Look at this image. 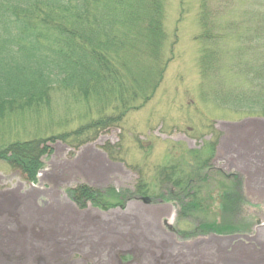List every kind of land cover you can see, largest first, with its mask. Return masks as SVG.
<instances>
[{"label":"rangeland","instance_id":"rangeland-1","mask_svg":"<svg viewBox=\"0 0 264 264\" xmlns=\"http://www.w3.org/2000/svg\"><path fill=\"white\" fill-rule=\"evenodd\" d=\"M165 15L166 72L150 101L137 102L140 108L126 113L120 127L101 134L92 144L74 150L76 143L58 142L53 145L54 152L43 159L44 171L50 168L45 179L53 173L56 182L62 184L61 190L85 184L99 190L112 187L124 191L141 184L146 190L143 196L158 199L153 205L131 200L124 208L117 207L115 199L104 207L106 211L90 205L86 209L77 207L82 212L95 210L103 219L93 225L95 236H101L100 248L88 252L87 257L78 254L75 259L82 264H264V207L258 206L264 201L250 199L238 220L245 223L242 228L253 233L246 238L232 236V243L220 239L215 244V236L209 244L208 240L189 239L171 230L175 226L191 234L204 221L223 223L220 195L222 186L229 187L231 182L223 174L221 159L228 165L229 155L219 157L213 165L214 174H208L212 178L202 191H207L212 202L203 214L186 213L178 219L174 202L159 198L174 189L160 186L158 181L160 169L189 164L192 151L204 149L208 156L210 143L218 136L221 139L223 123H237L234 134L246 145L258 148L262 143L264 131L259 137L256 133L264 129V117H246L228 110L216 101L215 91L231 86V66L238 59L257 58L255 54L241 53L246 46L240 40L245 29L264 27V0H166ZM206 48L210 49L211 67H204L202 62ZM100 107L92 99L73 97L56 88L50 92L49 104L41 109L0 118V151L14 143L74 132L102 117L103 112H113L110 106ZM110 145L114 147L113 157L103 149ZM86 149L97 154L83 158L81 168L95 179L81 172L68 175L70 162ZM0 174L7 177L6 182L13 178V184L22 180L4 161H0ZM61 195L67 198L64 192ZM15 258L2 255L0 264H20V257ZM27 258V264H45L46 259L34 254Z\"/></svg>","mask_w":264,"mask_h":264},{"label":"trees","instance_id":"trees-1","mask_svg":"<svg viewBox=\"0 0 264 264\" xmlns=\"http://www.w3.org/2000/svg\"><path fill=\"white\" fill-rule=\"evenodd\" d=\"M165 2L0 0V118L41 109L49 104L50 92L56 88L73 97L92 99L100 108L110 106L113 111L103 112L99 119L71 133L11 144L0 151V161L7 162L26 182L36 184L44 167L43 159L54 152L53 145L76 143L72 147L78 150L92 144L101 134L120 127L126 113L140 108L137 102L150 101L166 72ZM244 31L240 41L246 47L241 53L255 54L257 58L238 59L231 66V86L216 89L215 98L234 113L264 117V58L259 57L264 55V27ZM234 35L239 40L237 33ZM209 51L206 48L202 56L204 67L212 65ZM214 141L209 145L208 156L204 149L192 151V159L184 167L160 169L159 185H170L176 191L162 193L159 198L175 202L180 217L209 210L212 198L202 190L212 178L208 174H214ZM103 149L113 157L114 147ZM225 176L231 183L229 187L222 186L223 223L204 221L191 234H177L191 239L212 233L248 232L242 228L245 223L238 220L247 206L243 181L237 175ZM66 194L80 209L88 205L107 207L115 199L121 208L131 200L141 199L148 204L158 200L143 196L146 190L141 184L124 191L80 184Z\"/></svg>","mask_w":264,"mask_h":264},{"label":"crops","instance_id":"crops-1","mask_svg":"<svg viewBox=\"0 0 264 264\" xmlns=\"http://www.w3.org/2000/svg\"><path fill=\"white\" fill-rule=\"evenodd\" d=\"M236 125L237 123H223L224 127L220 128L222 135L217 160L225 154L229 155L228 165L225 164L227 161L223 162L221 159L224 163L223 169L245 176L247 196L262 202L264 137L259 147L255 145L253 148L252 145H246L242 139H237L234 127L239 125ZM262 131L264 129L256 135L259 137ZM255 148L257 153L254 154ZM93 152L95 150L86 149L72 160L68 175L76 176L77 172H81L83 176L92 178L89 171L81 168V163L83 158H87ZM239 167L243 170H238ZM45 178L43 175L36 186H27L21 181L13 184V178H10L7 185V177L0 174V256L9 255L14 258L19 256V260L22 261L20 264L29 260L28 254L46 258L45 264L48 261L52 264H82V261H76L75 256L82 254L81 256L87 257L88 252L100 248L102 244L101 236L98 234V237L95 236L93 226L94 222H100L102 217L95 210L88 209L87 212H82L68 198L62 197L61 194L64 192L60 189L62 184L56 182L53 173ZM91 226L93 229H90ZM208 241L210 244L212 238ZM216 242L219 244L220 238H216L215 244Z\"/></svg>","mask_w":264,"mask_h":264},{"label":"bare ground","instance_id":"bare-ground-1","mask_svg":"<svg viewBox=\"0 0 264 264\" xmlns=\"http://www.w3.org/2000/svg\"><path fill=\"white\" fill-rule=\"evenodd\" d=\"M47 175V173L45 174V176Z\"/></svg>","mask_w":264,"mask_h":264},{"label":"water","instance_id":"water-1","mask_svg":"<svg viewBox=\"0 0 264 264\" xmlns=\"http://www.w3.org/2000/svg\"><path fill=\"white\" fill-rule=\"evenodd\" d=\"M103 210H106V209H103Z\"/></svg>","mask_w":264,"mask_h":264}]
</instances>
